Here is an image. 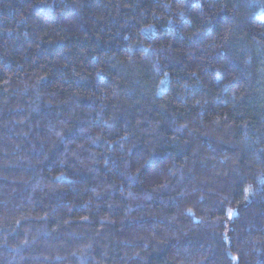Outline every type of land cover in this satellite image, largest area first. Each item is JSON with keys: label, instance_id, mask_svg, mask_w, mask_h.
I'll use <instances>...</instances> for the list:
<instances>
[{"label": "trees", "instance_id": "1", "mask_svg": "<svg viewBox=\"0 0 264 264\" xmlns=\"http://www.w3.org/2000/svg\"><path fill=\"white\" fill-rule=\"evenodd\" d=\"M0 264H264V0H0Z\"/></svg>", "mask_w": 264, "mask_h": 264}]
</instances>
